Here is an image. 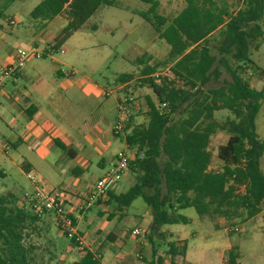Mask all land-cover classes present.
Segmentation results:
<instances>
[{
  "label": "trees",
  "instance_id": "1",
  "mask_svg": "<svg viewBox=\"0 0 264 264\" xmlns=\"http://www.w3.org/2000/svg\"><path fill=\"white\" fill-rule=\"evenodd\" d=\"M142 1L150 7L138 14L171 50L155 63L147 53L138 57L141 80L167 106L159 110L157 102L146 97V121L135 124L132 114L125 134L116 135L138 149L129 164L136 182L126 192L110 190L107 202L123 210L136 198L144 199L152 211L147 238L155 252V239L169 238L164 226L191 222L183 209L193 207L201 218L212 221L240 213L253 218L262 210L264 139L256 120L264 104V87L253 86L245 73L256 65L252 53L264 43V0H243L236 10L228 0H184L183 9L171 19L158 13V0ZM105 5L119 4L117 0H40L31 11L33 18L50 21L66 9L69 18L43 55L50 48L61 49ZM167 66L171 76L154 77ZM256 68L264 74V69ZM133 78V73H123L117 81ZM223 109L231 115L219 121L215 113ZM220 130L229 138L219 151L223 166L213 170L209 146ZM55 143L72 154V147L61 139L55 138ZM24 169L29 171L25 165ZM15 199L11 193L0 195V264H38L25 234L40 216L18 206ZM168 245L171 264H177L176 257L185 255L188 240H171ZM98 253L86 248L75 264H101ZM241 256L239 245L225 253L232 263H239ZM147 264H165V260L154 256Z\"/></svg>",
  "mask_w": 264,
  "mask_h": 264
},
{
  "label": "rangeland",
  "instance_id": "2",
  "mask_svg": "<svg viewBox=\"0 0 264 264\" xmlns=\"http://www.w3.org/2000/svg\"><path fill=\"white\" fill-rule=\"evenodd\" d=\"M242 1L228 0L235 10L241 6ZM39 2L40 0H0V63L5 62L6 58L20 50L27 53L33 49L43 52L47 48L45 43L36 41L39 44L38 48L34 47L33 43V40H38L41 34L37 24H35V18L31 15V11ZM158 2V13L169 19L177 15L185 6L184 0H158ZM117 3L119 5L102 6L81 29L64 43L63 51L59 49L54 53L55 57L65 62V65L60 67L69 72H75L77 79L96 81L115 90V93L109 98L104 99L102 97L103 99L100 100L91 98L88 104L82 102L81 105L75 107V110L79 109L81 113L80 116H77V121L71 124L77 128L79 126L84 131H89L93 124L98 121L101 110H98L97 105L100 102L109 101L112 108L115 109L116 97L121 96L123 99L127 96L124 92L115 89L117 77L120 74H134V80L126 88V92L132 93L140 105L138 109L134 110L137 123H143L147 119L148 100L146 97H151L159 103L153 90L147 87L148 85H144L141 80L142 65L137 62V58L147 53L153 57L151 62L155 63L168 56L171 46L164 39H160L155 29L138 14L141 10H148L149 4L142 0H117ZM64 15L68 16L67 9L64 11ZM10 18L15 19V24L10 23ZM95 25L97 28L94 29ZM59 26L55 21L52 23L51 29L58 32ZM29 57L41 58L35 55ZM251 58L256 65L264 69V43L259 50H254ZM256 65H250L245 77L253 86L261 89L264 87V74H260ZM23 66L24 73L18 82L10 81L4 91H0V98L3 103L10 95L18 97L20 94L17 89L26 87V61ZM171 75L170 66H167L159 69L154 77L160 78ZM83 108L84 111H82ZM116 109L118 117L119 111L118 108ZM230 115V111L227 109L215 113V117L219 121L225 120ZM176 116L179 115L176 114ZM256 122L258 133L264 139V104ZM23 127L24 123L21 121L12 133L14 138L10 140H16L22 134ZM2 129H6L7 134L9 133L8 130L10 129L3 124ZM228 138V133L221 130L211 138L209 148L213 153L212 163L214 167H217L213 170L222 168L219 151ZM113 141L115 145L110 149V152H113L112 150L115 148H124L126 145L118 138H114ZM18 146V148L9 149L8 154L4 150L0 152L1 159H5V161L0 160V195L14 193L16 196L14 202L18 206L36 214L32 208L34 201L31 200L36 196L35 185L27 178L26 173L28 171L22 170L21 165L17 163L26 159L28 148L23 142ZM91 147L88 144L90 150ZM54 151L61 152L62 150L56 147ZM137 151L138 149L133 147L132 159L136 156ZM87 153L88 150L86 149L84 154ZM12 155L17 159L12 157L14 160L12 161L10 159ZM91 157L92 163L81 175L89 183L96 182L98 177L110 167L108 165L106 168H101L98 165V160L101 157L96 153L93 152ZM36 160L38 161L37 164L29 171L43 178L49 188L71 189L70 180L76 176L72 171L75 166L73 162L67 163L63 159H59L55 173L45 162ZM262 167L264 169V158ZM135 182V176L126 171L116 187V193L126 192ZM105 203L103 207L95 205L94 208H91L88 220L81 224L80 231L86 243L89 244L85 247L100 252L98 256L101 264H115L116 253L121 250L129 251L134 243L140 244V247L133 251V254L125 256L126 258L130 256L131 260L119 264H147L154 256L162 257L165 264H171L168 254V243L171 240L155 239L156 250L154 252L152 243L148 238L141 240L133 233L136 227L149 231L152 222L151 208L142 197L136 198L129 207L123 210H119L113 202L106 201ZM191 209L196 216H199L195 208L192 207ZM100 213L101 215H99ZM92 218H95V221L90 224L89 220ZM208 219H202L203 221L200 223L197 220H191L189 224L181 225L190 234L196 233V235L190 236V249L187 250L182 264H188V262L190 264H221L223 246H228L227 244L230 243L240 246L242 256L239 264H264V213L253 218H247L245 213H240L238 217L233 218L220 217L215 221ZM100 227L103 228L104 233L112 230L113 234L116 235L115 238L112 239L104 234L99 238L98 244H91L90 242L94 238V229ZM101 231L102 229L99 232ZM210 232L211 235L209 236ZM25 243L32 247V254L38 264H75L85 253L62 233L57 224L56 215L51 211L42 212L39 220L26 230ZM140 254L143 255L142 258H140ZM177 259L181 260V257L177 256ZM177 264L181 263L177 262Z\"/></svg>",
  "mask_w": 264,
  "mask_h": 264
},
{
  "label": "crops",
  "instance_id": "3",
  "mask_svg": "<svg viewBox=\"0 0 264 264\" xmlns=\"http://www.w3.org/2000/svg\"><path fill=\"white\" fill-rule=\"evenodd\" d=\"M35 20V24H37L41 33L38 40H33L34 47L38 48L39 44L36 41L39 43H45L48 46L50 39L60 34L61 30L68 23L69 18L68 16L64 15L63 11L50 21H43L41 19ZM55 21H57V23L60 25V30H58V32H54L51 29L52 23ZM68 40L69 38L66 40V42ZM51 44L53 45L54 42ZM63 47L64 44L61 46V48L63 49ZM54 53L55 52L50 48V50L42 55L41 58L37 59L27 57L25 60L26 87L24 89H17V92L20 95H18V97L10 95L6 98L4 103L0 98V152L4 150L8 154L9 149L18 148V144L22 142L26 143L28 148L26 150V159L17 162L21 165L22 170H25L24 165L29 170H32L35 164L38 162L36 159L45 162L48 167L53 169L54 172L55 169H57L59 159H63L67 163L73 162L75 166L73 167L72 171L76 176L74 179L70 180L71 189H69V191H71V194L74 195L70 198V200L75 202L77 196L87 193L95 183H89L81 177L84 170L89 168V165L92 163L91 156L93 155V152L101 157L98 160V165L101 168H106V166L111 165L114 162L116 155L120 150H125L131 155L133 147L127 144L122 138L114 135L112 131L117 117L116 108H118L119 100L122 99L121 96L116 97L115 109L112 108L109 101H102L97 105L98 110L100 109L101 112L98 121L93 124L89 131H84L79 128V126L77 128L71 124L72 122L77 121V116H80L81 113L79 109L75 110V107L81 105L82 102L88 104L89 99L91 98L99 100L103 98H109L103 95V91L105 89H109V87L89 79L85 80L86 82L84 80L77 79L75 72H69L60 67L61 65H65V62L62 59L55 57ZM49 60L51 61L49 62ZM25 61H19V57L16 52L12 56L6 58L5 62L0 63V66L9 64H14L17 66L16 72L11 78L8 79L2 91H4V88L7 87L8 82L12 81L17 83L19 78L23 76V65ZM133 80L134 78L126 82L117 81L115 89L124 92L125 95H132V93L126 92V88L132 84ZM82 111H84V108ZM136 118L137 116H134L135 124H140L136 122ZM21 121L24 123L22 134H20V136H18L14 141L10 140L11 138H14L12 133ZM1 123L10 129L8 130V134L6 129L1 130ZM55 138L61 139L64 143L71 146L72 154L62 150L55 143ZM114 138L120 139L126 145L124 148H115L112 150L113 152H110V149L113 147V145H115L113 141ZM88 144L92 146L91 150L88 148ZM56 147H59L62 151L55 152L54 148ZM86 149L88 150V153L84 154ZM12 157L15 156H10V159L14 161ZM15 158L17 159V157ZM0 160L5 161V159H1V157ZM220 165L223 166V162ZM213 168L217 167H214L212 163L210 169ZM127 172L132 173L131 170H128ZM117 186L118 185H116V187ZM116 187L113 189L114 191H116ZM11 194L14 195V193ZM106 201L107 200L101 201L100 203L96 204V206L99 205L103 207ZM191 208L192 207L183 209L181 210V213L188 216L192 221H199V223L207 219L196 216ZM89 211L79 219V231H81V224L88 220ZM262 213H264V206L262 207V210L259 214ZM99 215H101V213ZM94 221L95 218H92L89 220V223L93 224ZM181 225L185 224L166 225L162 228V230L169 235V240H188L187 250H189L190 236L196 235V233L193 232L190 234V232H188L186 228ZM101 229L102 231L99 232ZM104 234H106L105 236L108 235L110 238H115L116 236L113 234L112 230L104 233L102 227L96 228L93 231V243H90L94 245L98 244L99 238ZM210 235L211 232L209 236ZM86 245L89 246L88 243H86ZM139 245L140 244L134 243V246H131L129 251L125 252L121 250L116 253L115 264L129 262L131 257L127 256L126 258L125 256L127 254H133V251L140 247ZM227 245L228 246H223V257H225L226 251L232 247V243ZM186 254L187 251L185 255L179 256L181 257V260L177 259L176 261L182 264V260H185ZM188 264H190V262H188Z\"/></svg>",
  "mask_w": 264,
  "mask_h": 264
},
{
  "label": "built area",
  "instance_id": "4",
  "mask_svg": "<svg viewBox=\"0 0 264 264\" xmlns=\"http://www.w3.org/2000/svg\"><path fill=\"white\" fill-rule=\"evenodd\" d=\"M10 23L15 24V19L10 18ZM62 50V48H61ZM63 51V50H62ZM19 61H25L27 57L35 55L42 57L43 52H38L33 49L27 53L25 51L17 52ZM17 66L14 64L0 66V91L6 84L9 78H11L16 72ZM115 93L114 89H105L103 95L110 97ZM139 103L136 102L134 95H127L125 98L120 99L118 102V117L112 128L114 135H124L130 118L134 110L139 108ZM167 103H157L159 110H164ZM142 156V155H141ZM132 160L131 155L125 151L120 150L114 162L105 171V173L97 179L91 189L76 197L75 202L70 198L74 196L71 191L66 189L49 188L43 178L28 171L26 173L27 178L35 185L36 196L31 199L33 202L32 207L37 215H41L44 211H51L55 213L57 224L60 226V230L68 234L70 238H74L77 248L82 252L86 249V243L84 237L80 234L78 228L79 219L93 208L99 201L108 200V193L114 189L116 185L122 180L123 175L129 170V164ZM69 207V208H68ZM135 236L141 240L147 239L149 234L148 229L144 230L141 227H136L133 230ZM143 257L142 254L139 255ZM221 264H239L232 263L228 258L223 257Z\"/></svg>",
  "mask_w": 264,
  "mask_h": 264
}]
</instances>
